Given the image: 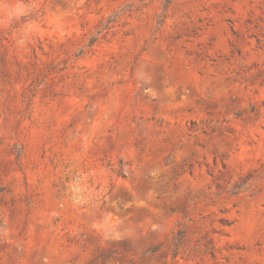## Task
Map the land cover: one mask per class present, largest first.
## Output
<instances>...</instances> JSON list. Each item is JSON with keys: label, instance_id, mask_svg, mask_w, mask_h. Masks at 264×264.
Listing matches in <instances>:
<instances>
[{"label": "rangeland", "instance_id": "rangeland-1", "mask_svg": "<svg viewBox=\"0 0 264 264\" xmlns=\"http://www.w3.org/2000/svg\"><path fill=\"white\" fill-rule=\"evenodd\" d=\"M0 264H264V0H0Z\"/></svg>", "mask_w": 264, "mask_h": 264}]
</instances>
